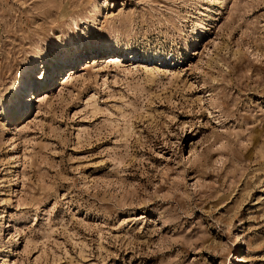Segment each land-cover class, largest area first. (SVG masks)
Segmentation results:
<instances>
[{
    "label": "rangeland",
    "instance_id": "1",
    "mask_svg": "<svg viewBox=\"0 0 264 264\" xmlns=\"http://www.w3.org/2000/svg\"><path fill=\"white\" fill-rule=\"evenodd\" d=\"M0 264H264V0H0Z\"/></svg>",
    "mask_w": 264,
    "mask_h": 264
},
{
    "label": "bare ground",
    "instance_id": "2",
    "mask_svg": "<svg viewBox=\"0 0 264 264\" xmlns=\"http://www.w3.org/2000/svg\"><path fill=\"white\" fill-rule=\"evenodd\" d=\"M73 51H75V49H74V47H73ZM68 57V56H67ZM69 58V57H68ZM65 60H67V59H65ZM69 60V59H68ZM62 62V61H61ZM65 62V61H64ZM45 78V76H44V74L43 75H40L39 77H38V80H40V82H38V83H33V85H32V88H34V87H36V86H42V80ZM20 85H21V90H27L26 89V84H24V83H20ZM30 95H28V96H26L24 99H25V102L28 100V101H30Z\"/></svg>",
    "mask_w": 264,
    "mask_h": 264
}]
</instances>
